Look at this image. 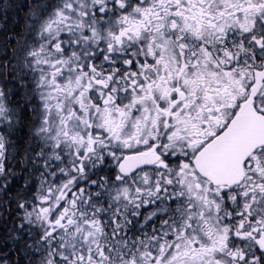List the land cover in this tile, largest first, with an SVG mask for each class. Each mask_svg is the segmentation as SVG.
Wrapping results in <instances>:
<instances>
[{"label": "snow or ice", "instance_id": "obj_1", "mask_svg": "<svg viewBox=\"0 0 264 264\" xmlns=\"http://www.w3.org/2000/svg\"><path fill=\"white\" fill-rule=\"evenodd\" d=\"M0 264H264V0H0Z\"/></svg>", "mask_w": 264, "mask_h": 264}]
</instances>
